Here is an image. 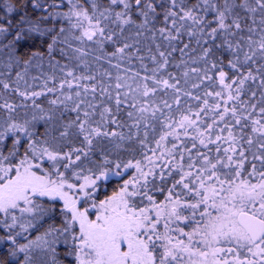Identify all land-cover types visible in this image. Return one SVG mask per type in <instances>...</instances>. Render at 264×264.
Masks as SVG:
<instances>
[{"label":"snow or ice","instance_id":"6c2138e0","mask_svg":"<svg viewBox=\"0 0 264 264\" xmlns=\"http://www.w3.org/2000/svg\"><path fill=\"white\" fill-rule=\"evenodd\" d=\"M0 264H264V0H0Z\"/></svg>","mask_w":264,"mask_h":264},{"label":"trees","instance_id":"16d2710c","mask_svg":"<svg viewBox=\"0 0 264 264\" xmlns=\"http://www.w3.org/2000/svg\"><path fill=\"white\" fill-rule=\"evenodd\" d=\"M125 35L130 36V39L128 41L129 43H133L134 40H138L139 41V43L136 44L135 47H137V48L140 49V54L141 55L147 56V49L149 47H152L154 49V47H155V45L152 43L151 34L150 33H147L146 32L143 36L136 37L135 36V30L133 29L131 33L126 32ZM157 42H159V38H157ZM112 50H113V46L112 45H108L107 51H112ZM130 51H132V50H130ZM175 55L178 57L179 56V53H176ZM87 59L89 61V70H88L87 74H96L98 72H103L104 70H108L109 72L112 73V83L114 84V82H115V76L121 70H118V69L112 67L106 61H103V60L96 61L94 59L93 55H89L87 57ZM117 62L118 61H116L115 59H113L112 64H115ZM144 62L145 63H148L149 66L151 67L150 61L145 60ZM64 63H69V66L70 67L71 66H74L76 64L75 61L67 62V61H63L62 60L61 61V64H64ZM121 64H122V68L129 66V64H128V62L126 60L123 61V62H121ZM131 67L138 70L140 68V62L139 61H136L135 59H133L132 64H131ZM169 70H173L174 71V69H169ZM77 71H78V74H79V72H82V71H85V70L83 68H80ZM53 72H55L58 77H62L63 76V73L60 72L59 68L53 69L52 67L49 66L48 61L45 60L42 66H40V67H32V68L29 69V76H28L27 79H28V82L33 85V87L35 88V90H39L40 89V85L43 82L44 75L45 74L50 75ZM33 76H38V77H40V79L39 80H36V81H33L31 79V77H33ZM98 79L99 80H104V77L98 76ZM21 87H23V82H21ZM7 98L10 99V100H15V102H17V103L20 102V98L19 97L9 96ZM42 102L45 105L47 104V101L46 100H43V98H42ZM192 103H195V102H192ZM22 113H23V110L21 109V114ZM102 143L104 144L105 147L111 149V145H108L106 141H104ZM121 151H122V154L124 155V158H128V153L123 152V150H121ZM93 159H98V155L97 156H94ZM248 167L250 169V165H248ZM117 186H118V182H117V180L115 178H113L109 182L102 183L101 186H100V188H99V190H98V193H97L98 198L99 199H103L106 195H111L112 192L114 190H116ZM157 198L162 200L163 199V196H159L158 195ZM186 230H188V229H186Z\"/></svg>","mask_w":264,"mask_h":264}]
</instances>
